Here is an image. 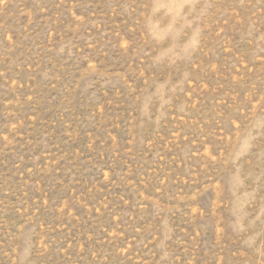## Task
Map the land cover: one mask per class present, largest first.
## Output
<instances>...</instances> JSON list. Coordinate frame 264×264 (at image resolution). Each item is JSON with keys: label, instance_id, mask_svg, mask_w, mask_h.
I'll list each match as a JSON object with an SVG mask.
<instances>
[{"label": "rangeland", "instance_id": "1", "mask_svg": "<svg viewBox=\"0 0 264 264\" xmlns=\"http://www.w3.org/2000/svg\"><path fill=\"white\" fill-rule=\"evenodd\" d=\"M0 264H264V0H0Z\"/></svg>", "mask_w": 264, "mask_h": 264}]
</instances>
